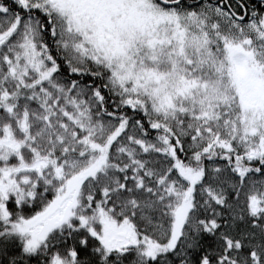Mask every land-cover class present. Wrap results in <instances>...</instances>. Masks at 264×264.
I'll use <instances>...</instances> for the list:
<instances>
[{
	"label": "snow or ice",
	"instance_id": "snow-or-ice-1",
	"mask_svg": "<svg viewBox=\"0 0 264 264\" xmlns=\"http://www.w3.org/2000/svg\"><path fill=\"white\" fill-rule=\"evenodd\" d=\"M0 264H264V0H0Z\"/></svg>",
	"mask_w": 264,
	"mask_h": 264
}]
</instances>
